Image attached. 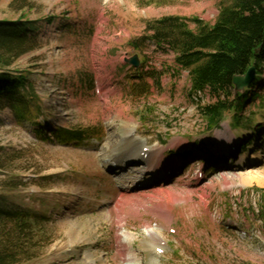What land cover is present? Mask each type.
<instances>
[{
  "label": "rangeland",
  "instance_id": "obj_1",
  "mask_svg": "<svg viewBox=\"0 0 264 264\" xmlns=\"http://www.w3.org/2000/svg\"><path fill=\"white\" fill-rule=\"evenodd\" d=\"M231 2L0 0V19L26 13L39 25L38 48L13 67L29 72L45 122L0 110V195L45 214L51 237L17 264H264V103L243 114L255 113L251 129L232 127L230 113L207 128L214 98L192 93L188 71L147 32L163 16L212 25ZM135 54L139 67L125 61ZM60 127L90 138L60 141ZM124 139L142 148L120 169Z\"/></svg>",
  "mask_w": 264,
  "mask_h": 264
},
{
  "label": "trees",
  "instance_id": "obj_2",
  "mask_svg": "<svg viewBox=\"0 0 264 264\" xmlns=\"http://www.w3.org/2000/svg\"><path fill=\"white\" fill-rule=\"evenodd\" d=\"M263 3L264 0H232L220 7L212 25L197 17L190 19L196 30L190 28L188 19L179 16H163L147 23L149 39L158 48H168L175 63L188 71L192 93L208 91L214 98L202 109L209 129L218 128L229 113L232 127L251 129L255 113L248 117L243 114L256 98L264 103V92L256 91L264 69ZM38 29L37 21L26 13L16 19H0V110L9 108L16 119L31 120L42 127L45 121H38V113L44 107L29 72L13 67L21 56L38 48ZM133 46L139 48L135 43ZM252 65L256 67L255 80L243 92L236 91L233 76L246 73ZM54 136L64 142L90 138L84 130L66 127L57 128ZM256 190L261 191L259 212L264 217V189ZM45 221V214L9 203L0 195V264H17L37 257L51 237L44 229Z\"/></svg>",
  "mask_w": 264,
  "mask_h": 264
},
{
  "label": "bare ground",
  "instance_id": "obj_3",
  "mask_svg": "<svg viewBox=\"0 0 264 264\" xmlns=\"http://www.w3.org/2000/svg\"><path fill=\"white\" fill-rule=\"evenodd\" d=\"M254 66V65H252ZM251 66V67H252ZM249 70V69H248ZM247 70V71H248ZM245 74V73H244ZM239 75V74H237ZM126 141V145H127V149L125 152H115L117 154V168H120V169H123L125 167H127L130 163H134L135 161L139 160L138 158L140 157L139 153L141 151L140 148H142L141 146L142 145H139L141 143H139L138 141L134 140V139H124ZM134 140V141H133ZM125 144V143H124ZM129 145V146H128ZM125 146V145H124ZM126 147V146H125ZM121 148V147H120ZM117 150V149H116ZM139 150V151H138ZM113 151V150H112ZM114 152V151H113ZM162 152H158V153H149V159H153L155 156H160ZM161 157V156H160ZM115 158V157H113ZM144 161V160H143ZM154 176L151 175V177L147 178L146 181H150V179H153ZM136 184H134V182H130L126 188L127 189H131L135 186ZM136 187V186H135ZM133 200H126L125 201V205L129 204V203H132Z\"/></svg>",
  "mask_w": 264,
  "mask_h": 264
},
{
  "label": "water",
  "instance_id": "obj_4",
  "mask_svg": "<svg viewBox=\"0 0 264 264\" xmlns=\"http://www.w3.org/2000/svg\"><path fill=\"white\" fill-rule=\"evenodd\" d=\"M264 6V3H263ZM125 61L129 62L130 64L138 67L141 63L139 55L135 54L131 57H126ZM256 77V67L252 66L245 74H239L233 76V85L236 91L243 92L247 87H249Z\"/></svg>",
  "mask_w": 264,
  "mask_h": 264
}]
</instances>
